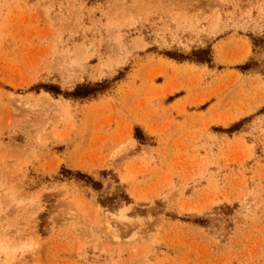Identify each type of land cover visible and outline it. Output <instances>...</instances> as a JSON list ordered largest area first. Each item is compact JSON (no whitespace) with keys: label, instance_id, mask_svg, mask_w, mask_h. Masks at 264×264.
<instances>
[{"label":"rangeland","instance_id":"374dc122","mask_svg":"<svg viewBox=\"0 0 264 264\" xmlns=\"http://www.w3.org/2000/svg\"><path fill=\"white\" fill-rule=\"evenodd\" d=\"M0 245L264 264V0H0Z\"/></svg>","mask_w":264,"mask_h":264},{"label":"trees","instance_id":"16d2710c","mask_svg":"<svg viewBox=\"0 0 264 264\" xmlns=\"http://www.w3.org/2000/svg\"><path fill=\"white\" fill-rule=\"evenodd\" d=\"M198 58L196 59L197 62H210V59L207 58L208 54H207V51L206 50H202L198 53ZM98 86H102L101 84H97ZM48 91L52 92L53 94L55 95H58V94H61L62 91L60 90L59 87L57 86H50V87H47ZM101 90L98 89L97 87L96 88H92L91 86L89 85H78L77 88L73 91V92H70V93H67L65 92L68 96H73V97H76V98H85V97H89L91 96L92 94H94L96 91H99ZM141 130L139 127L136 128V135H137V138L139 139H142V135H141Z\"/></svg>","mask_w":264,"mask_h":264},{"label":"bare ground","instance_id":"6f19581e","mask_svg":"<svg viewBox=\"0 0 264 264\" xmlns=\"http://www.w3.org/2000/svg\"><path fill=\"white\" fill-rule=\"evenodd\" d=\"M0 247H1L2 249H7V247H6V246H3V245H2V246L0 245Z\"/></svg>","mask_w":264,"mask_h":264}]
</instances>
